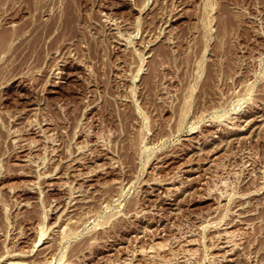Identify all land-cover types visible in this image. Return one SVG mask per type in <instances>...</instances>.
<instances>
[{"label": "rangeland", "instance_id": "obj_1", "mask_svg": "<svg viewBox=\"0 0 264 264\" xmlns=\"http://www.w3.org/2000/svg\"><path fill=\"white\" fill-rule=\"evenodd\" d=\"M0 264H264V0H0Z\"/></svg>", "mask_w": 264, "mask_h": 264}]
</instances>
